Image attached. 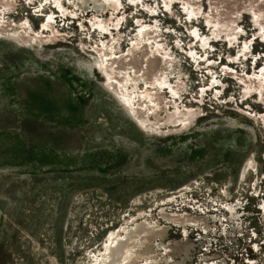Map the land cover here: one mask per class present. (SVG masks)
Instances as JSON below:
<instances>
[{
    "label": "rangeland",
    "instance_id": "374dc122",
    "mask_svg": "<svg viewBox=\"0 0 264 264\" xmlns=\"http://www.w3.org/2000/svg\"><path fill=\"white\" fill-rule=\"evenodd\" d=\"M116 2L99 14L66 0L0 5L30 37L0 35V264H92L141 211L169 227L166 244L191 243L180 264H264V101L244 83L264 81V0ZM143 28L175 61L169 81L184 83L163 99L198 112L193 121L144 129L106 84L96 47L120 36L126 52ZM161 209L205 220L174 225Z\"/></svg>",
    "mask_w": 264,
    "mask_h": 264
},
{
    "label": "bare ground",
    "instance_id": "6f19581e",
    "mask_svg": "<svg viewBox=\"0 0 264 264\" xmlns=\"http://www.w3.org/2000/svg\"><path fill=\"white\" fill-rule=\"evenodd\" d=\"M15 1L0 0V5L10 11L13 10ZM66 1L78 10L87 8L89 4L93 5L97 14L108 9L117 10L118 7L116 0ZM128 1L132 2L133 0ZM49 2L59 9L62 8L60 0H49ZM193 7V5H190L191 9ZM255 8L258 12L260 11L259 6ZM61 12L65 15L64 11L61 10ZM73 12L72 14L75 15ZM186 14L189 17L191 16L190 13ZM43 22L41 29L50 30V40H56L58 35L53 28L51 17L47 21L43 20ZM206 24L209 26L210 23L207 21ZM25 26L26 24L23 23L20 26L13 25L9 19L0 17L1 36L21 41L30 39L28 35V38H26L24 33ZM91 26L97 28L99 31H106L107 20L96 16L95 21H91ZM235 35L236 33L233 31H229L226 34L228 39L233 38ZM39 38L42 39V37ZM121 45V37L117 36L112 37L108 43L101 42V45L97 46L98 48L96 47L95 50L100 60V68L105 75L106 84L115 92L118 99L123 104H126L137 120V123L144 129H155L159 125H162V127L163 125H167L170 128L171 126L193 121L198 112L195 113L192 111L193 109H187L188 107H175L171 112V109L167 106V102L163 99L162 91L165 87H168L174 98H181L185 88L184 83L181 81L174 85L169 81L175 74V61L171 55L164 51L165 44L159 32L154 28H143L139 30L135 36V40H132L131 46L126 52L120 50ZM203 45L201 44L205 48ZM250 82L253 84L249 86ZM139 83L143 84L141 85L142 87H139ZM244 83L246 85L249 83L247 85L249 92L246 95H249L252 90L258 91L259 99L264 101L263 80L248 79ZM249 166L250 162H246L242 166L238 176L239 182L244 180ZM140 201V197L135 198L131 203L132 209L140 205ZM159 211V215L163 220L174 225L197 224L199 221L205 220V218L193 217L188 213L179 214V212L173 213L164 209ZM230 212L234 215V210L231 209ZM158 220L148 219L145 211H141L137 216L124 217L121 225L116 230L107 233L100 248L92 256L90 255V263L180 264V262L174 261L173 257L178 254L186 255L191 243L173 242L166 244L164 239L169 227L160 226Z\"/></svg>",
    "mask_w": 264,
    "mask_h": 264
},
{
    "label": "water",
    "instance_id": "95a60500",
    "mask_svg": "<svg viewBox=\"0 0 264 264\" xmlns=\"http://www.w3.org/2000/svg\"><path fill=\"white\" fill-rule=\"evenodd\" d=\"M131 117V116H130Z\"/></svg>",
    "mask_w": 264,
    "mask_h": 264
}]
</instances>
